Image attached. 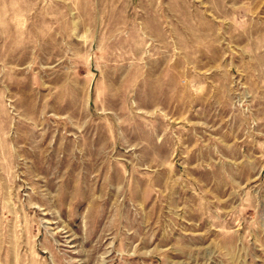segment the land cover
<instances>
[{"label": "rangeland", "instance_id": "obj_1", "mask_svg": "<svg viewBox=\"0 0 264 264\" xmlns=\"http://www.w3.org/2000/svg\"><path fill=\"white\" fill-rule=\"evenodd\" d=\"M0 264H264V0H0Z\"/></svg>", "mask_w": 264, "mask_h": 264}]
</instances>
